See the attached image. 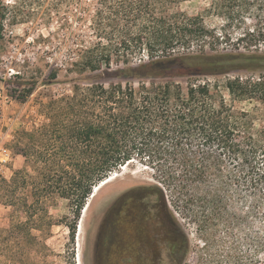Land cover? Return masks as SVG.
I'll return each instance as SVG.
<instances>
[{
	"label": "trees",
	"instance_id": "trees-1",
	"mask_svg": "<svg viewBox=\"0 0 264 264\" xmlns=\"http://www.w3.org/2000/svg\"><path fill=\"white\" fill-rule=\"evenodd\" d=\"M187 1L91 0L94 13L89 17L85 9L83 19L91 40L73 65L80 77L63 81L73 85L71 93L44 106L46 123L17 136L33 174L0 177V206L11 208V225L0 233L12 258L23 260L27 243L35 261L49 250L35 234L48 228L50 235L56 226L45 215L48 205L70 200L78 219L95 187L138 162L160 186L143 189L134 219L163 221L170 264H184L190 254L189 242L176 253L166 230L169 220L187 240L171 207L195 226L206 262L219 256L217 264H264V19L244 33L247 53H208L203 19L179 9ZM251 1L213 0L212 11L228 17ZM104 70L127 82H91L89 73ZM237 71L251 76L223 85L196 79ZM52 79L46 85L57 83L56 74ZM178 79L189 80L186 90ZM223 90L257 112L236 110ZM76 225L69 226L73 237ZM237 229L246 231L244 238L231 246ZM10 238H16L13 247Z\"/></svg>",
	"mask_w": 264,
	"mask_h": 264
},
{
	"label": "rangeland",
	"instance_id": "rangeland-1",
	"mask_svg": "<svg viewBox=\"0 0 264 264\" xmlns=\"http://www.w3.org/2000/svg\"><path fill=\"white\" fill-rule=\"evenodd\" d=\"M246 8H235L229 11L228 17L212 11L213 0H191L180 5V11L203 19L209 31L205 37L207 52L214 48L222 53H247V41H241L248 29L257 25V19H264V0L251 1ZM3 10L0 20V177L10 180L16 171L33 170L19 152L17 136L22 131L32 132L35 128L46 123L42 113L45 105L52 99L70 94L72 84L63 83L67 79L79 78L74 64L79 60V52L86 41L90 42L89 22H84L85 9L88 16L94 13L95 6L91 0H2ZM230 15V16H229ZM216 43V44H213ZM211 45V46H210ZM263 47V46H262ZM252 47L250 50H254ZM264 49V48H263ZM146 60V59H145ZM137 60L135 63L138 64ZM118 67L114 66L113 71ZM69 69L71 71H69ZM57 75V83H53V75ZM99 74H88L91 82L110 84H125L127 80L118 79L105 70ZM251 76L247 72H233L222 77L196 78L200 82L212 85H223L226 79ZM187 79H178L186 90ZM22 83L26 86H23ZM138 86V82H135ZM228 103L234 105L238 111L257 112L255 104L233 103L228 93L222 91ZM126 171V172H125ZM119 177L102 186L95 187L85 209L76 218L73 202L57 199L54 204L47 206L45 215L52 217L56 226L48 228L43 233L36 232L47 250L40 260L32 257L30 244H26L27 254L23 260H15L5 250L3 235L0 233V262L5 264H170L166 259L165 228L160 218L152 217L147 223L140 224L134 217L139 215L140 206L135 203L143 195V189L160 186L154 178L152 170L133 162L127 170L122 168L116 172ZM112 177V175L110 176ZM109 177V178H110ZM29 191V192H28ZM96 191V192H95ZM28 202L32 203L30 188L26 191ZM171 200V199H170ZM173 206V205H172ZM171 211L181 224L185 239L180 238L173 224L168 220L166 230L175 243L178 253L182 244L189 242L190 254L184 264L220 263V257L214 260H203L201 251L203 243L190 219L179 215L174 208ZM86 210V212H85ZM11 208L0 206V229H8L11 225ZM154 213V212H153ZM161 216V215H160ZM26 222V219H22ZM77 221L74 237L69 226ZM82 227V228H81ZM151 229L153 254L157 258L149 257V249L130 246L127 231L138 229L144 232ZM245 230L237 229L231 246H239L244 238ZM149 234V235H150ZM161 243L156 250V235ZM148 234H140L141 241L146 240ZM181 239V240H180ZM29 238L24 235V242ZM147 241V240H146ZM10 247L16 243V238H10ZM147 252L144 253V252ZM156 251V252H155ZM154 262L150 263L151 260ZM164 261V262H163Z\"/></svg>",
	"mask_w": 264,
	"mask_h": 264
},
{
	"label": "flooded vegetation",
	"instance_id": "flooded-vegetation-1",
	"mask_svg": "<svg viewBox=\"0 0 264 264\" xmlns=\"http://www.w3.org/2000/svg\"><path fill=\"white\" fill-rule=\"evenodd\" d=\"M1 1L2 0H0V20L2 19V15H3V10H4V8L2 7V4H1ZM150 232H151V229H146L144 232H140L138 229H133V230H128L127 231V233H128V235H127V238H128V242L130 243L129 245L130 246H132L133 244L135 245V246H137L138 248H142V249H145V250H147V249H149L150 250V252H148V254H149V257L153 254V244H154V242H153V240H152V235L150 234ZM148 234L146 237V240L144 241H141L140 239H139V235L140 234ZM150 234V235H149ZM157 237H156V239H158V240H156V244H157V246H156V250H158L159 249V244L161 243V241L159 240V237L160 236H162V234L160 235V234H157L156 235ZM156 252V251H155ZM144 253H146L147 254V252L145 251ZM151 254V255H150ZM151 257H154V256H151ZM154 258H157V254L155 255V257ZM152 261V260H151ZM154 262V259H153V261H152V263Z\"/></svg>",
	"mask_w": 264,
	"mask_h": 264
},
{
	"label": "bare ground",
	"instance_id": "bare-ground-1",
	"mask_svg": "<svg viewBox=\"0 0 264 264\" xmlns=\"http://www.w3.org/2000/svg\"><path fill=\"white\" fill-rule=\"evenodd\" d=\"M128 166H130V163H129V162L127 163V165H125V166L122 167V170H127V169H128ZM125 172H126V171H125ZM119 176H120V174H118V173H113V174H112V177L106 179L105 181H103V182L101 183V186L98 187V190H99L102 186L106 185L107 183L111 182L112 180L116 179V178L119 177ZM95 192H96V191H95ZM85 212H86V210H85ZM81 228H82V227H81Z\"/></svg>",
	"mask_w": 264,
	"mask_h": 264
},
{
	"label": "water",
	"instance_id": "water-1",
	"mask_svg": "<svg viewBox=\"0 0 264 264\" xmlns=\"http://www.w3.org/2000/svg\"><path fill=\"white\" fill-rule=\"evenodd\" d=\"M89 206V204H87Z\"/></svg>",
	"mask_w": 264,
	"mask_h": 264
}]
</instances>
